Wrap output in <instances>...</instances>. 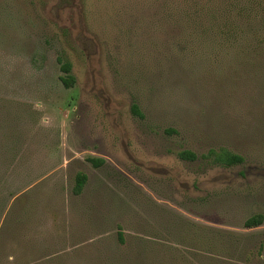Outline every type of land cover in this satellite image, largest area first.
I'll list each match as a JSON object with an SVG mask.
<instances>
[{"label":"rangeland","instance_id":"1","mask_svg":"<svg viewBox=\"0 0 264 264\" xmlns=\"http://www.w3.org/2000/svg\"><path fill=\"white\" fill-rule=\"evenodd\" d=\"M256 214L264 0H0V264H264Z\"/></svg>","mask_w":264,"mask_h":264},{"label":"trees","instance_id":"2","mask_svg":"<svg viewBox=\"0 0 264 264\" xmlns=\"http://www.w3.org/2000/svg\"><path fill=\"white\" fill-rule=\"evenodd\" d=\"M62 69L66 73H69L61 77L63 82L67 86H72L75 82V78L73 75L70 74L71 64H69L68 62H63ZM134 110L135 112L140 113L139 107L137 105L134 106ZM212 152L215 155V160L223 164L231 165V164L242 162L243 160L241 155L231 152L227 149H221L220 151L213 150ZM180 154L183 158H187V159H195L197 157V155L194 152L189 151V150L181 151ZM90 160L95 165H100L104 162V159L95 158V157L90 158ZM87 179H88V175L86 173H83V172L78 173L76 177V185L74 187L76 193H81V191L84 188V185L86 184ZM263 221H264V216L262 214H256L250 217L249 219H247L246 225L250 227L256 226V225L263 223Z\"/></svg>","mask_w":264,"mask_h":264}]
</instances>
